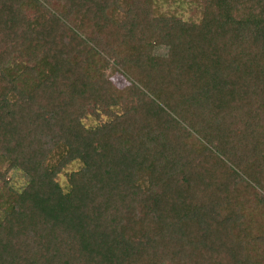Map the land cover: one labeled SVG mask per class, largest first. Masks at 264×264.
Masks as SVG:
<instances>
[{"label":"trees","instance_id":"16d2710c","mask_svg":"<svg viewBox=\"0 0 264 264\" xmlns=\"http://www.w3.org/2000/svg\"><path fill=\"white\" fill-rule=\"evenodd\" d=\"M190 1L0 0V264H264V0Z\"/></svg>","mask_w":264,"mask_h":264},{"label":"rangeland","instance_id":"374dc122","mask_svg":"<svg viewBox=\"0 0 264 264\" xmlns=\"http://www.w3.org/2000/svg\"><path fill=\"white\" fill-rule=\"evenodd\" d=\"M159 3L167 14L179 15V16H182L184 19L196 17L197 12H198L197 10L198 5H196V3L190 0H159ZM111 79L120 88L129 84L126 78L121 74H115L114 76L111 77ZM107 120H108V117L106 116L97 118L93 115H88L83 120V122L86 126L91 127V126H97ZM79 168H80L79 163H72L65 169L63 173L60 174L59 181L62 184V186L66 187L67 185L66 174L72 171H76ZM13 180L18 186L22 187L25 184V179L18 172H15L13 174Z\"/></svg>","mask_w":264,"mask_h":264}]
</instances>
